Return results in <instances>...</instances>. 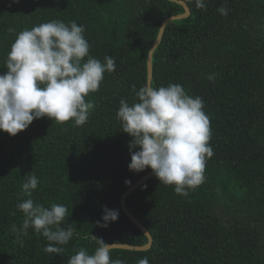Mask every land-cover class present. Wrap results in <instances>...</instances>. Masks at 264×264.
<instances>
[{
    "label": "trees",
    "instance_id": "1",
    "mask_svg": "<svg viewBox=\"0 0 264 264\" xmlns=\"http://www.w3.org/2000/svg\"><path fill=\"white\" fill-rule=\"evenodd\" d=\"M184 1L192 13L168 25L154 54L152 87L181 84L203 99L214 155L204 182L187 197L155 176L128 196L127 207L154 243L148 251L114 249L111 258L264 264V0H205L206 10ZM221 6L229 9L226 17L217 11ZM183 13L168 0H0V74L16 34L52 20L84 25L90 55L116 61V71L106 72L99 90L86 97L95 107L84 125L44 117L15 137L0 131V264H68L81 248L95 252L92 235L108 244L148 243L121 198L152 170H129L133 138L116 113L121 99L131 105L148 84V55L162 23ZM33 174L39 184L27 197L22 185ZM28 198L68 208L61 226L71 224L76 235L64 252L45 253L49 242L32 228L26 236L12 231V225L21 229L24 213L17 205ZM104 208L117 210L119 218L99 227Z\"/></svg>",
    "mask_w": 264,
    "mask_h": 264
},
{
    "label": "clouds",
    "instance_id": "2",
    "mask_svg": "<svg viewBox=\"0 0 264 264\" xmlns=\"http://www.w3.org/2000/svg\"><path fill=\"white\" fill-rule=\"evenodd\" d=\"M195 6L206 10L205 0H195ZM217 11L226 17L229 9L221 6ZM15 31L9 28V32ZM85 31L75 21L52 20L16 34L5 60L7 71L0 74V131L15 137L44 117L60 124L72 121L73 126L88 121L95 105L86 97L99 90L106 72L116 71V61L111 56H105L103 62L92 57ZM207 79L213 81L215 75ZM136 97L131 105L121 99L116 113L123 132L133 138L129 170L138 174L150 168L160 184L175 185V193L187 197L189 189L204 182L206 161L214 155L203 99L188 95L176 83L159 88L145 84ZM38 184L36 175L25 176L23 194L31 197ZM17 207L24 220L20 230L12 225V231L26 236L29 228L34 229L49 242L43 248L45 253L59 255L76 235L71 224L61 226L68 213L63 204L45 207L28 198ZM118 218L117 210L104 208L96 224L108 227ZM90 239L98 245L95 252L89 254L81 248L68 264H124L111 258V244L95 235ZM137 264H149V260L144 257Z\"/></svg>",
    "mask_w": 264,
    "mask_h": 264
},
{
    "label": "water",
    "instance_id": "3",
    "mask_svg": "<svg viewBox=\"0 0 264 264\" xmlns=\"http://www.w3.org/2000/svg\"><path fill=\"white\" fill-rule=\"evenodd\" d=\"M174 3H177L181 5L185 9V13L180 15H173L169 18H167L161 25L158 37L151 48L149 55H148V85L152 86L153 77H154V69H153V58L156 49L160 46V44L163 41L165 31L168 27V25L176 20L186 19L190 17L192 11L189 5L184 0H168ZM153 171L149 172L145 176H143L140 180H138L134 185H132L122 196L121 198V208L125 215L130 219L132 223H134L143 234L148 238V243L145 245H129V244H121V243H114L112 245V250L119 249V250H130V251H148L152 248L154 243V238L149 231V229L129 210L126 204V199L128 196H130L135 190H137L139 187H141L144 183H146L149 179L154 177Z\"/></svg>",
    "mask_w": 264,
    "mask_h": 264
}]
</instances>
